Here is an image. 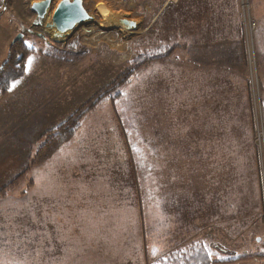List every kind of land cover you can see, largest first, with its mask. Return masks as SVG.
Wrapping results in <instances>:
<instances>
[{
    "label": "rangeland",
    "instance_id": "1",
    "mask_svg": "<svg viewBox=\"0 0 264 264\" xmlns=\"http://www.w3.org/2000/svg\"><path fill=\"white\" fill-rule=\"evenodd\" d=\"M35 1L0 0V65L18 35L17 41L34 51L15 88L0 96V264H155L166 254H160L162 248L182 238L184 229L195 230L209 252L215 250L212 259L241 260L264 251L259 215L264 91L253 37L254 0H242L239 8L251 97L256 93L259 99L253 109L255 134L248 107L246 113L235 111V97L231 94L229 103L222 88L221 102L215 85L210 97L217 101L215 118L208 124L200 120L210 129L191 127L189 95H179L174 86V54L138 68L98 99L133 66L135 49L153 41L143 37L160 31L158 37L172 44L176 30H185L187 23L184 33L191 34L202 16L196 12L217 5L215 0H203L205 6L198 0H151L169 7L157 25L143 0H82L90 18L63 39L45 26L59 0H50L42 18L30 9ZM152 80L154 101L146 86ZM72 114L79 115L72 137L47 159L34 161L43 136ZM215 123L220 131L213 129ZM180 143L190 151L193 143L200 152L179 162ZM208 148L215 153L209 156ZM152 158L168 166L174 158L180 168L172 166L166 176L143 173L144 159ZM212 161L223 169L215 178ZM193 162L194 176L188 177Z\"/></svg>",
    "mask_w": 264,
    "mask_h": 264
},
{
    "label": "crops",
    "instance_id": "2",
    "mask_svg": "<svg viewBox=\"0 0 264 264\" xmlns=\"http://www.w3.org/2000/svg\"><path fill=\"white\" fill-rule=\"evenodd\" d=\"M178 1L179 0H174L173 4H177ZM241 1L242 0H215L214 4L217 5L208 7L203 4V0H198V3L203 4L206 7L207 11L200 10L196 12L197 14H201L202 16L197 17V24L192 23L193 25H191V34L184 33V31H186V29H188L189 27L187 23L185 25V30H183V28L176 30L177 34H185V41L180 40L174 44L182 45V43H184L183 47H177L173 52L175 62V88L176 91L181 94L182 88L179 87L178 89L179 83L182 84L183 81H185V83L187 84L189 82L191 91L190 93L192 95V103L193 99L200 93L202 96L203 94H206L205 102L200 97L196 99L199 101L196 106L197 112L202 113V111L207 110L208 114H211V111L215 110L214 103L217 101L215 99L210 100L212 85L217 86V90L220 89V91L218 92L221 95V102L223 101V98H225L223 97L222 92V89H224L225 92L229 93V103L231 101V94L235 97L237 109L244 110V105L247 104L248 93L246 78L248 75L244 61L242 37L240 32V23L242 22V16L239 4H242ZM166 9H169V7H164L162 9L160 8L156 15L153 16L152 19H154V21L152 20V23H154L155 18ZM252 13L254 18L256 19V26L253 37L254 43L257 47L258 59L260 62V66L258 69L262 85L261 87L264 91V56L263 60L260 56V53L264 54V0L253 1ZM156 25L153 26L155 31L157 30ZM157 33L156 35H153L154 33H149L147 37H143L147 39H153L152 42L146 40L145 42L147 43H143V46L151 47L154 46V44H160V39L157 40L159 38ZM260 47L262 49V52L260 50ZM160 69L161 67L158 70ZM183 73L186 74L185 79H183ZM146 86L148 89L149 97L153 98V80L152 85ZM146 86L144 85L145 97L147 94ZM145 108L146 112H148V110L150 109L149 107ZM191 120L192 123L196 124H199L200 122V120L197 118H192ZM201 121L204 122V120L202 119ZM194 231L195 230L186 232L183 236L184 238H176V240L172 244L170 243L162 248L160 254L167 253L171 249H174L180 243H184L187 239H189V237L198 238V236H195L196 233ZM164 234L165 236L171 237L170 232L168 231H166ZM214 251H210V253H213ZM156 252L157 251L151 253V256H153V258ZM219 252H224V249ZM213 260L219 262L216 264H264V259L260 257L230 261L220 258H215ZM148 264H151V262H149Z\"/></svg>",
    "mask_w": 264,
    "mask_h": 264
},
{
    "label": "trees",
    "instance_id": "3",
    "mask_svg": "<svg viewBox=\"0 0 264 264\" xmlns=\"http://www.w3.org/2000/svg\"><path fill=\"white\" fill-rule=\"evenodd\" d=\"M158 1V0H157ZM156 1V2H157ZM163 1V0H162ZM162 1L159 2L158 5L155 6V4L151 3L152 1L150 0L149 2L147 0H143L142 6L144 5H148L150 6L151 10H153V15L155 16L156 13L160 10V8L162 7ZM168 9L164 10L161 14H159L156 18H155V22L156 24H158L159 20H161V17L165 14V12ZM174 12V10H173ZM163 23H166V29H169V24H167L168 22L165 20ZM182 23H183V19H182ZM176 30V29H175ZM160 32V31H158ZM240 32H241V37H242V48H243V52H244V61H245V66L247 69V64H246V51H245V44H244V28H243V23H240ZM180 36V37H179ZM160 39V44H154V46L151 47H139L136 48L134 51V56L132 59L129 60L130 63L133 64V66L131 68H127L124 70V72L122 74H120V76H122L121 78H116L114 81H112V83H110L107 87H105V89L102 90V93L100 94V98H98L99 100H102L103 98H105L107 95H109V93L116 88L119 84H124L129 77L131 76V74L133 72H135L138 68L145 66L151 62H155V61H166L167 58H170L173 55V52L175 50V48L177 47H183L184 43L181 44H176L177 41L183 40L185 41V35H180V33L175 35V41H173L172 44H168L162 40L163 37L161 35V37H159L157 40ZM165 50V51H164ZM32 52H34L32 50V48L24 45L23 43H21L20 41H15L14 43H12L9 47L8 50V55L6 60L0 65V96L4 95L10 85L17 79H19L22 74L25 71V63H26V58L27 56H29ZM185 73H183V79H185ZM248 75V74H247ZM174 76V82H175V74ZM246 83H247V106L244 109V112L246 113L247 111V107H248V114L251 116V121H252V133L255 134V121H254V116H253V109H254V102H253V98L251 97V92H250V85H249V77L247 76L246 78ZM188 84V85H187ZM185 83V81H183V83H179L178 89L179 87L182 88V93L183 95H189V101H190V115L191 118H197L199 120H204L205 124H208V120L211 119L213 120L215 118V110H212L211 114H208L207 110H204L201 112H197L196 111V106L199 103L198 97L202 98L203 101L205 102V96L206 94H203V96L201 95V93L199 95H197L194 99H193V103H192V95H191V91H190V86H189V82ZM175 86V84H174ZM180 95V93H179ZM188 101V99L186 100V102ZM263 103V101H262ZM207 104V103H206ZM216 106V105H215ZM263 106V104H262ZM216 108V107H215ZM261 109V107H259ZM84 110V109H83ZM239 109H235V111ZM255 110V109H254ZM85 112L82 111V113ZM81 113V112H80ZM79 113V115H81ZM210 113V112H209ZM214 114V115H213ZM79 115L77 114H72L70 115L64 122H62L58 127H56L53 131L49 132L48 134H45L43 136L44 140L42 141V145L38 148V150L35 152L34 156H36V158L34 159V161L37 160H45L47 159L48 156H50L51 154H53V152H55L62 144H64L67 140H69V138L72 137V135L75 132V128L77 126V119L79 117ZM75 120V121H74ZM191 127H205V130L210 129V126H202L196 123H192L191 120ZM223 126V124H222ZM220 123H215L213 125V129L215 131H220ZM177 146V145H176ZM175 146V148H176ZM180 148V158L179 162L182 161L183 159L186 160H193V158H196L195 156L198 155V153L200 151L195 150L196 148H199V146L193 145V143H191V147L192 149L195 148L194 150H183L182 149V144L180 143L179 145ZM189 146V143L187 144L186 147ZM184 148V147H183ZM190 151V152H188ZM196 151V153H195ZM205 151V150H203ZM202 151V152H203ZM206 151L208 152L209 156L210 153L214 154L215 151L211 149H206ZM205 151V152H206ZM210 152V153H209ZM218 151H216L217 153ZM255 154L258 157V152L255 150ZM192 153H194L192 155ZM145 157H147V155H145ZM174 159V158H172ZM170 159V166H168L167 162L161 161L160 159L157 158H152L150 160L148 159H144V165H142L141 167L144 169L143 173H149L150 174H154L155 176L158 174L160 175L161 173L166 175H170L172 174L171 171L172 166L174 167H178V169L180 168V164L178 165L177 162H173V160ZM175 160V159H174ZM215 165V171L212 169V172L214 173L213 178H215V176H219V173L223 170H218V167H216L219 163H215L216 161H212ZM189 167L191 168V174L189 175L187 172V176L188 177H192L194 176L193 174V166H194V162L193 164H188ZM193 165V166H192ZM214 168V167H213ZM181 170V169H180ZM258 172V171H257ZM145 173V174H146ZM259 173V172H258ZM148 174V177H150L151 175ZM156 176V177H157ZM181 176H185V174H183V172H181ZM259 177V175L257 174V178ZM189 180V179H188ZM176 186L178 184H175ZM162 195V194H161ZM263 198H261V192L259 191V201H260V208H259V215L261 217V222H262V227H263V240H264V200H262ZM261 203L263 204V206L261 205ZM186 232H189L188 230L184 229ZM264 244V242H263ZM209 246L200 238H190L189 241H186L178 246H176L174 249L170 250V252H167L164 256H162L161 258H159L155 264H216L219 263L218 261H214L211 257H210V252H209ZM256 257H260L264 259V251L260 252L259 254L256 253L254 254V256H252V258H256Z\"/></svg>",
    "mask_w": 264,
    "mask_h": 264
},
{
    "label": "water",
    "instance_id": "4",
    "mask_svg": "<svg viewBox=\"0 0 264 264\" xmlns=\"http://www.w3.org/2000/svg\"><path fill=\"white\" fill-rule=\"evenodd\" d=\"M50 0H39L31 3L30 9L35 12L37 18H42L48 8ZM85 11L82 0H59L51 14V22L46 23V27H53L56 35H61L64 32L71 30L74 25L89 19ZM120 22L127 28H131L134 22L126 19H121ZM20 35L14 38L17 41Z\"/></svg>",
    "mask_w": 264,
    "mask_h": 264
},
{
    "label": "bare ground",
    "instance_id": "5",
    "mask_svg": "<svg viewBox=\"0 0 264 264\" xmlns=\"http://www.w3.org/2000/svg\"><path fill=\"white\" fill-rule=\"evenodd\" d=\"M109 13V12H108ZM111 20V19H110ZM48 29L50 30V32H51V34L55 37V38H57V39H63L65 36H66V34L68 33V31H66V32H64L63 34H61V35H56V31H55V29L53 28V27H48Z\"/></svg>",
    "mask_w": 264,
    "mask_h": 264
},
{
    "label": "built area",
    "instance_id": "6",
    "mask_svg": "<svg viewBox=\"0 0 264 264\" xmlns=\"http://www.w3.org/2000/svg\"><path fill=\"white\" fill-rule=\"evenodd\" d=\"M250 68H253V65L252 64L250 65ZM252 95H253L252 98H253L254 105H256L257 103H259L258 94L252 93ZM256 96H257V99H256Z\"/></svg>",
    "mask_w": 264,
    "mask_h": 264
},
{
    "label": "snow or ice",
    "instance_id": "7",
    "mask_svg": "<svg viewBox=\"0 0 264 264\" xmlns=\"http://www.w3.org/2000/svg\"><path fill=\"white\" fill-rule=\"evenodd\" d=\"M29 61H31V58H29ZM16 83H18V82H13L12 85L9 87L8 90H9V91H12V89L15 88ZM154 254H155V253H154Z\"/></svg>",
    "mask_w": 264,
    "mask_h": 264
}]
</instances>
